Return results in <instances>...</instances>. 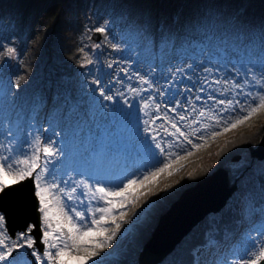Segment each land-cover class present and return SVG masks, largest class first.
Here are the masks:
<instances>
[{
	"label": "snow or ice",
	"instance_id": "obj_1",
	"mask_svg": "<svg viewBox=\"0 0 264 264\" xmlns=\"http://www.w3.org/2000/svg\"><path fill=\"white\" fill-rule=\"evenodd\" d=\"M115 8L103 23L88 20L78 49L79 67L89 74L105 41L113 53H127L107 63L111 72L86 79L107 122L99 147L83 142L79 158L72 160L51 137L36 134L39 111L30 113L25 124L15 94L0 90V103L16 110L14 120L0 117V201L31 180L40 213L38 224L13 232L0 208V264H121L122 243L132 230L122 228L130 223L129 206L162 177L171 178L209 138L264 109V19L253 23L236 12L225 27L222 14L208 10L195 22L181 17L153 22ZM117 20L119 37L113 33ZM193 24L195 39L189 31ZM129 33L138 37L135 47ZM96 34L104 41L97 42ZM157 42L163 47L153 52L154 59L145 57ZM23 65L24 55L13 40L0 39V72ZM21 78L14 82L16 89ZM42 130L60 135L51 125ZM237 193L230 211L250 225L243 245L225 253L227 235L209 227L187 264H264V180L258 198L243 180ZM146 210L134 213L131 223L138 224Z\"/></svg>",
	"mask_w": 264,
	"mask_h": 264
},
{
	"label": "rangeland",
	"instance_id": "obj_2",
	"mask_svg": "<svg viewBox=\"0 0 264 264\" xmlns=\"http://www.w3.org/2000/svg\"><path fill=\"white\" fill-rule=\"evenodd\" d=\"M49 1L50 0L41 1L42 3L39 6L40 9H37V11H35L33 20L31 21L32 24L31 22H29L31 26L28 30L29 32H26V39L24 38L25 41L22 42V44L20 45L21 47H19L17 39H20L21 37L16 28L19 25V22L22 20L21 18L17 20V17L15 16L22 6L21 0H0V39H3L5 36L12 39L17 49L23 53L24 58L28 52H31L32 56L35 54V47L32 46V44L34 42V39L36 38V23L45 15L43 9L46 8L45 4ZM244 1L247 2L245 6H241L242 0H82V2L80 3L81 5L78 7V16L76 18L75 25H77V29L74 30L75 28H72L74 32L72 30L70 31V36H68L67 42L64 45V49H69V47L73 43V40L75 39L74 44H76V58L73 57V60L75 59L74 73L72 75L69 74L61 76L60 80L58 81L54 78H51L44 86L43 94L45 95L42 97V99L44 100L40 103V108L34 110L39 111V116H41L39 117L38 123L36 125L38 129V132L36 134L40 136L42 135L43 137H41L45 139L47 137H51L57 142V145L60 146L65 153L70 154L69 156L74 161L79 158V151L83 142H95L97 139H100L101 141L105 140L103 125L107 122L102 118L100 105L97 102V97L92 95L89 89V85L86 83V79L90 80L93 75L104 76V74L109 70L107 68V63L111 59L126 55L127 53H113L110 45L107 41H105L103 55L97 54V64L94 66H89V68H91V74H89L88 69L80 68V60L78 59V56L82 54L78 52V49L80 47L81 36L82 34H84L85 26L87 25L89 19H92L93 22H96L97 18H99V22L103 23L104 20L110 19V14L113 12V6H116L115 10L117 12L129 11L133 13L134 11V13L140 15V11H142V15L148 17L150 16L153 22L161 20H168L170 22L177 17V13L181 10V8L185 10L183 19L191 22L198 21L199 18L208 10H213L215 12L221 13L225 27H227L231 22L229 18L236 12L245 14L247 19L253 23H258L259 21L264 19V3H262L260 0ZM182 4L184 5L182 6ZM121 28L122 25L117 20L115 25L113 26V33L117 37H119ZM189 31L191 32L193 39H195L198 31L196 25L193 24V27L189 29ZM8 33H10L11 36ZM98 35L99 38L96 41H104V36L100 34ZM128 36L129 40L132 42V46L135 47L138 41L137 35L135 33H129ZM109 39H111V37H109ZM144 55L148 54L144 53ZM157 63H159V61ZM9 64H11V62ZM29 74L30 71L24 69L23 66H20L18 70L13 67L5 68L3 72H0V77L4 76L5 78H7V80L4 78V92L15 94L17 105L23 110V114L25 116V124H27L28 122V115L30 113H33L34 111L28 110L29 107H27L26 103L18 96L19 89L15 88L14 82L19 76L22 77L19 80V83L21 84V80ZM92 87L95 86L93 85ZM46 100L48 104H46ZM116 107L119 108V105L117 104ZM5 115L9 119L14 120L16 119V110L11 109L7 103H0V117ZM69 117L70 120L68 119ZM66 119H68L67 122H65ZM49 125H51V128L56 132L60 133V135L53 136L51 130L47 132H44L42 130L45 128H49ZM98 125H100V127H98ZM242 126H248L250 130L246 134L242 132L238 133L236 137L231 140V142L237 141L244 137L248 141L243 142V144L238 147L235 153H229V156L227 155L228 157L226 156L224 160H222L225 146L229 141L214 140L212 142H207L205 146L194 151L196 158L194 157V160L190 164H188L184 172L180 173L182 182L180 181L181 183H179V186L177 185L171 191L180 187H186V183L189 179V171H192L193 173H204L203 167L201 169H196V167L198 162H201L202 158L206 156V153L209 149V146L207 145H210L218 147V149L217 154H215L214 167L210 168L211 171L210 169L205 170L206 173H204V175L207 177V175L211 174L216 168H223L229 174V178L227 180L228 187L230 188L233 185L235 186V190L231 192L230 196L226 199V206H233V203L238 195L237 189L240 187L242 180L244 183L257 190L258 198V190L261 181L264 180V176L260 174L264 171V165L261 164L264 159L257 160L256 158H252L250 156L249 145H251L252 147H256L262 136V133L264 131V109H261L257 113L253 114L247 121L242 124ZM235 131L236 130H231V132ZM124 135L126 136L125 132ZM92 145H94V143H92ZM201 154L202 156H199ZM236 155L238 156L237 160H233ZM61 159H63V156L61 157ZM246 163L248 168L243 173H241L236 180H234V178L231 177V174L234 172H232V170ZM185 173L186 176H184ZM194 183H192L191 185H193ZM157 202L158 201L155 200L154 203L150 204V206L147 207V210L141 216L138 224L131 223L134 216L133 214L129 219L130 223L122 226V228H131L132 230L125 234L126 238L122 243L120 257L121 264H131L133 260L136 259V253L140 250V248L143 247V245L148 242L151 232L153 231L154 227L156 228V222L159 215L162 214L169 206V203L162 202V204L158 205ZM225 208L223 207L221 208V210L215 213L206 214L202 218V220H205L204 224H200V228L204 230L208 229L209 227H212L213 229H221L223 225H219L221 224V215L226 213ZM152 223L153 225H151ZM145 233L146 240L144 241V243L143 241H138L140 236L142 234L144 235ZM189 237L190 236H188V238ZM127 241H130V245L124 247ZM115 243L116 242L114 241L113 244L115 245ZM179 243L172 251L164 255L165 257L163 256L162 259L156 264H173L174 255L177 256V259L175 261L178 262L182 255V248L184 247V243L183 246H179ZM233 246L242 245L241 243L236 242ZM228 250L229 249H227V251Z\"/></svg>",
	"mask_w": 264,
	"mask_h": 264
},
{
	"label": "water",
	"instance_id": "obj_3",
	"mask_svg": "<svg viewBox=\"0 0 264 264\" xmlns=\"http://www.w3.org/2000/svg\"><path fill=\"white\" fill-rule=\"evenodd\" d=\"M263 138L264 131L257 146L250 149L251 156L258 159L264 157ZM225 185L226 174L224 170L216 168L202 181L183 189L178 198L159 216L151 238L138 253V264L158 263L207 213L217 212L234 189V186H232L227 191H222L225 189ZM32 193V181L27 180L9 197L0 201V208H3L8 215V227L12 222L9 200H11L12 205L21 208L16 216L13 215L17 222L22 223L30 219L32 223L38 224L37 200ZM25 211L26 213H24ZM25 225L26 223L22 227ZM15 229L16 227L10 228V231L14 232ZM36 236L39 238V231ZM38 246H41L39 241Z\"/></svg>",
	"mask_w": 264,
	"mask_h": 264
},
{
	"label": "trees",
	"instance_id": "obj_4",
	"mask_svg": "<svg viewBox=\"0 0 264 264\" xmlns=\"http://www.w3.org/2000/svg\"><path fill=\"white\" fill-rule=\"evenodd\" d=\"M38 1L21 0L22 6L15 16L17 20L20 18L22 20L16 28L18 33L20 31L23 33L25 30L28 33L29 22ZM260 1L264 3V0ZM76 4L77 0H52L51 7L46 10L44 18L38 25V36L34 44L35 54L32 56L31 52H28L24 58L23 67L31 72L21 80V88L18 92L19 97L28 104L36 102L45 95L43 94L44 86L51 78L58 81L61 76L74 73L75 59L73 60V57L76 58L75 39L69 49H64V45L68 36H70L72 28L74 27V30L77 29L75 25L77 18ZM74 30L72 31L74 32ZM10 62L14 65V61ZM208 148L206 156L202 158L201 162H198L197 169L203 167L209 170L214 167L215 154H217L218 147L209 146ZM247 168V163L240 165L238 168L236 167L232 170L234 172L231 177L236 180ZM263 172L260 174L264 176ZM227 177L229 178L228 173ZM137 257L131 264H138Z\"/></svg>",
	"mask_w": 264,
	"mask_h": 264
},
{
	"label": "bare ground",
	"instance_id": "obj_5",
	"mask_svg": "<svg viewBox=\"0 0 264 264\" xmlns=\"http://www.w3.org/2000/svg\"><path fill=\"white\" fill-rule=\"evenodd\" d=\"M247 2L242 0V4L241 6H245ZM184 4H182L183 6ZM240 6V7H241ZM240 10V9H239ZM172 12H173V9H172ZM184 13H185V10L181 8V10L177 13V17H181L183 18L184 17ZM133 14H136L134 13L133 11ZM173 14V13H172ZM140 15H142V11H140ZM164 15V14H163ZM8 21V20H7ZM32 24V23H31ZM30 24V26H31ZM30 26L28 27V30L30 28ZM29 32V31H28ZM27 35V34H26ZM21 37V36H20ZM35 37H36V34H35ZM95 38H99V35L96 34ZM98 40V39H97ZM158 44V47L156 49H153L152 46L150 45L146 50H145V54L147 53L148 55H144L145 57H149V58H153V52L154 51H158L159 47H163L162 44H159V42H157ZM159 60H156L155 62L157 63ZM112 70L109 69L107 71L108 72H111ZM157 72H159V69H157ZM48 104V103H46ZM45 110V109H44ZM42 111V110H41ZM133 112L135 111L134 109L132 110ZM41 117V116H39ZM70 120V117L68 118ZM68 119L65 120V122L68 121ZM70 122V121H69ZM69 125V124H68ZM233 130H236L235 132H226V133H223L222 135L216 137V138H209L207 142H212V141H218V140H226V141H229L227 143V145L225 146V151L222 155V160H224V158L229 154V153H235V151L238 149L239 146H241L243 144V142H247L248 140H246V138H241L237 141H233L231 142V140H233L236 135L240 132L246 134L248 133V131L250 130V128H248V126H242V124L238 125L237 128L233 129ZM124 132L126 133L127 135V132L126 130H124ZM263 134V133H262ZM261 139V138H260ZM101 140L100 139H97L95 142H90L91 144L94 143L93 146H96V147H99V142ZM260 141V140H259ZM248 144V143H246ZM263 144H264V138H263ZM207 146H210V145H207ZM206 146V147H207ZM257 146V145H256ZM255 147H252V146H249V151L250 149H254ZM79 150V149H78ZM70 152V151H69ZM203 154V153H202ZM199 155V156H202ZM70 155V154H69ZM229 156V155H228ZM227 156V157H228ZM251 156V155H250ZM194 157H195V153L193 152V154L191 156H189L186 160L182 161V165L183 167L180 168L179 171H176L175 174L171 177V178H167L165 179L164 177L161 178V182L159 183L158 186L156 187H153L152 191L148 192L147 195H144L139 201H138V204H137V208H135V206L133 208H129L128 209V215L126 217V219H130L132 217V215L136 212H140V209L138 210V208L143 205L144 203H146L149 199H155V200H158V205L162 204V202H166V203H172L173 201H175L177 198V196L180 194V192H182V188L183 187H180V188H177L173 191H171L173 188H175L177 185L179 186V183H181V179L180 178V173H183L184 170L186 169V167L188 166V164H190L193 160H194ZM252 158H256L257 160H262L264 159L261 158V159H258L257 157L255 156H251ZM71 158V157H70ZM196 158V157H195ZM234 158H238V156L236 155ZM227 159V158H226ZM233 160H237V159H233ZM223 163V162H222ZM197 169V167H196ZM203 172H205V168H203ZM223 169V168H221ZM195 170V169H194ZM224 170V169H223ZM215 171V170H214ZM225 174H226V185H225V189L222 190V191H227L229 189L228 187V183H227V180H228V177H227V172L224 170ZM188 173H192V176L189 177L188 179V182L186 183V187H188V185L190 186L192 183L196 182H200L202 181L204 178H206V176L204 175V173L202 174L201 172H196V173H193L192 171H189ZM186 176V173L185 175ZM164 178V179H163ZM185 179V178H184ZM181 181V182H180ZM168 185L170 187L167 188L166 191H162V189H165V186ZM234 186V185H233ZM231 188V187H230ZM220 190V191H221ZM235 190V186H234V189L231 191L233 192ZM230 192V194H231ZM170 193V194H169ZM169 194V195H168ZM176 198V199H175ZM175 199V200H174ZM233 202V201H232ZM9 203H10V213H11V217H12V222L11 224L9 225V229L10 228H13V227H16V229L14 231H19L21 229H23L24 227H22L23 224H28V223H32L29 220H27L26 222H22L20 223L19 221L17 222L16 219H14V216H16L17 212L21 210V208L17 207V206H14L11 204V200H9ZM1 204V202H0ZM228 205V204H227ZM12 208H13V212H12ZM156 208V207H154ZM232 208L231 205H228L226 206V213L225 214H222L221 215V225H223V229L226 231L225 233H223L222 230H220L221 233L227 235V240L225 241V244L223 246V251L226 253V250L233 244V242H238V238L240 237V233L243 229H249L250 228V225L247 223V222H244V223H241L240 220L238 219V212L235 211L234 209L230 211V209ZM153 209V208H152ZM23 212V211H22ZM9 213V212H8ZM26 213V211L24 212ZM14 215V216H13ZM27 215V214H26ZM38 216V223H39V220H40V215H37ZM26 217V216H25ZM205 220V219H204ZM204 220H200V222L198 223V225L196 224L195 227L183 238V240L179 243V246H183V243H184V247L182 248V255H181V258L178 262H176L175 260L177 258H173L174 261H173V264H187V259H188V256L192 250V246L194 244H201L204 240L203 238V234L205 233V230L200 228V224H204ZM35 224V223H34ZM206 224V223H205ZM147 225V224H146ZM153 225V223L151 224ZM18 228V229H17ZM38 232L35 233V235H37ZM39 236H40V232H39ZM188 236H190L188 238ZM146 240V233L143 235L140 236L139 240L138 241H144ZM39 241V239H38ZM142 243V244H143ZM241 245H243V243H241ZM144 246V245H143ZM42 247V245L40 246ZM240 251H242L243 249H239ZM105 251H109L108 249H105ZM138 258V257H137ZM189 260V259H188Z\"/></svg>",
	"mask_w": 264,
	"mask_h": 264
}]
</instances>
